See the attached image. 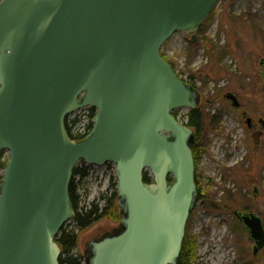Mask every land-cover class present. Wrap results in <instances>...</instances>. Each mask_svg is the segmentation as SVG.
Returning <instances> with one entry per match:
<instances>
[{
	"label": "water",
	"instance_id": "95a60500",
	"mask_svg": "<svg viewBox=\"0 0 264 264\" xmlns=\"http://www.w3.org/2000/svg\"><path fill=\"white\" fill-rule=\"evenodd\" d=\"M217 1H0V154L9 153L0 264H60L56 238L76 214L69 188L81 162L116 165L122 217L90 243L87 264L178 263L198 191L194 130L173 112L199 108L201 97L161 50L177 31L197 39ZM88 105L94 127L76 140L66 118ZM262 133L252 134L256 145ZM241 219L257 256L263 220Z\"/></svg>",
	"mask_w": 264,
	"mask_h": 264
},
{
	"label": "rangeland",
	"instance_id": "374dc122",
	"mask_svg": "<svg viewBox=\"0 0 264 264\" xmlns=\"http://www.w3.org/2000/svg\"><path fill=\"white\" fill-rule=\"evenodd\" d=\"M197 35L191 42V35L178 31L161 50L201 94L204 129L197 144L202 143L207 152L198 166L204 198L187 224V234L196 240L192 264H243L252 260L264 264V250L257 259L252 258L249 234L240 223L234 230L229 211L249 206L264 218V128L258 123L264 119V67L259 64L264 57V0H219ZM228 93L238 95L239 108L225 97ZM187 112L177 111L181 122H186ZM214 114L219 118L216 126ZM247 117L263 130L257 145ZM88 122L82 116L79 124ZM8 158L6 153L3 160ZM83 167L89 174L83 180L76 178L80 206L87 208L95 201L103 207L101 194L112 192L109 186L117 181L116 165L84 163ZM212 204L219 208H210ZM74 224L72 220L66 228ZM119 227L120 221L106 217L81 232L76 255H87L91 241Z\"/></svg>",
	"mask_w": 264,
	"mask_h": 264
},
{
	"label": "trees",
	"instance_id": "16d2710c",
	"mask_svg": "<svg viewBox=\"0 0 264 264\" xmlns=\"http://www.w3.org/2000/svg\"><path fill=\"white\" fill-rule=\"evenodd\" d=\"M192 40V39H191ZM193 42V40L191 41ZM162 57L166 59L172 67L176 70V67L174 63L169 59L167 55H165L163 52H161ZM177 72V70H176ZM181 79L186 80L184 77H182L179 73ZM195 86V85H194ZM176 116V113L174 114ZM192 117V118H191ZM213 122L214 126L219 125L218 121L219 118L217 115H213ZM189 127L194 129L195 132V138H194V144H193V154L194 159L196 163V168L199 165L200 157L202 154L207 152V149L203 148V144H197V142H200V137L203 133L204 129V123H203V113L200 111V108L191 110L188 115L187 123ZM66 128L69 133V135L76 139V140H82L85 136H76L71 132V129L68 125V120H66ZM4 154L0 155V184L3 180V170L5 169L7 161L3 160ZM85 163V162H84ZM84 163H81L76 166L74 169L73 179L70 184L69 188V194L70 198L72 200L74 209L76 211V215L74 218V226L71 228H66L65 226L62 228L60 233L57 236V243L59 244L61 248V256L59 259L60 264H81L83 260H86L87 255H76L75 249L78 246L79 243V236L80 233L89 229L94 224L99 222L100 220L111 217L114 220L120 221L121 215L118 205V190H117V181H112L111 185L109 186V190H112L110 194L102 193L101 198L104 201L103 207L95 201H93L89 207H81L80 206V195L78 193V183L76 182V178L80 177V180L85 179L88 176V168L83 167ZM196 183L198 186V193L199 198L201 196L204 197V192L201 187V177L199 173L196 172ZM144 180L145 182H153L152 177L149 175V172L144 173ZM172 182V179H170V183ZM233 198L232 196H228V199ZM210 208H213L217 210L219 207L216 204H212ZM236 229H238V225L235 226ZM195 239L191 238L188 234H186V238L184 240L183 248L181 255L178 260V264H192L193 258L195 255Z\"/></svg>",
	"mask_w": 264,
	"mask_h": 264
},
{
	"label": "flooded vegetation",
	"instance_id": "af4514ba",
	"mask_svg": "<svg viewBox=\"0 0 264 264\" xmlns=\"http://www.w3.org/2000/svg\"><path fill=\"white\" fill-rule=\"evenodd\" d=\"M263 69H264V68H263ZM261 77L263 78V81H264V71L262 72ZM228 94H229V93H228ZM188 115H189V114H188ZM191 118H192V117H191ZM246 122H247V125H248V129L252 132V134H253L255 131H259V129H257V128L255 127V126H256V123H255V120H254V119H252V121H251L250 123H249L247 120H246ZM258 123H259L260 127L263 129V127H262L261 123L259 122V120H258ZM260 130H261V129H260ZM261 131L263 132V130H261ZM262 134H263V133H262ZM198 196H199V193H198V195H197L195 209L193 210L191 216L194 214L195 210L197 209V205L199 204V201L202 200V199L204 198V197L201 198V196H200V198H199ZM224 206H226V205H223L222 208H223ZM224 208H225V207H224ZM225 209L227 210L228 208L226 207ZM229 211H231V212H232V215H233V219H234V223H233V224H234V230H238V229L235 228V226H237L238 223L242 224V225L245 227V225H244V223H243L241 217H242V215H244V214H248V213H253V214L257 215V216H260V217L262 218V220H263V224H264V218H263V216L259 215V213H256V211L253 210V208H251V207H249V206H245V207L242 208V209H240V208H236V209H233V210L229 209ZM190 218H191V217H190ZM238 226H239V225H238ZM245 229L247 230V232H248V234H249V238L251 239V242H252V255H253V247L255 246V240L252 239V238L250 237L249 230H248L246 227H245ZM114 233H115V232H114ZM111 234H113V233H111ZM107 235H110V233L107 234ZM89 245H90V244H89ZM263 250H264V248H263L262 250L259 251V253L257 254V256H254V255H253L252 258H253V259H257L258 255H259ZM243 264H254V263H253V260H252L251 262H245V263H243Z\"/></svg>",
	"mask_w": 264,
	"mask_h": 264
},
{
	"label": "built area",
	"instance_id": "2783aa9c",
	"mask_svg": "<svg viewBox=\"0 0 264 264\" xmlns=\"http://www.w3.org/2000/svg\"><path fill=\"white\" fill-rule=\"evenodd\" d=\"M89 114H90L89 111H84L82 116H83L84 119H87V121L90 122ZM75 116H76V114H74L72 117L74 118ZM89 122L87 124H89ZM87 124L81 125V124L77 123V124H74L72 126V128L75 129V133L76 134L86 133L87 132V128H86Z\"/></svg>",
	"mask_w": 264,
	"mask_h": 264
},
{
	"label": "bare ground",
	"instance_id": "6f19581e",
	"mask_svg": "<svg viewBox=\"0 0 264 264\" xmlns=\"http://www.w3.org/2000/svg\"><path fill=\"white\" fill-rule=\"evenodd\" d=\"M218 1H219V0H218ZM218 1L216 2V4L218 3ZM216 4H215V6H216ZM215 6H214V7H215ZM213 9H214V8H213ZM205 21H206V20H205ZM205 21H204V22H205ZM204 22H203V23H204ZM200 28H201V27H200ZM200 28H199V29H200ZM177 32H178V31H177ZM175 33H176V32H175ZM175 33H174V34H175ZM174 34H173V35H174ZM169 39H170V38H169ZM169 39H168V40H169ZM191 39L194 40L193 38H191ZM168 40H167V41H168ZM167 41H166V42H167ZM166 42H165V43H166ZM165 43H164V44H165ZM163 46H164V45H163ZM180 123H181V122H180ZM182 124H183V123H182ZM184 125H185V124H184ZM187 126H188V125H187ZM190 128H191V127H190ZM72 132H73V134H75V129H74V128H72ZM193 147H194V146H193ZM193 156H194V154H193ZM145 172H149V171H145ZM145 172H144V173H145ZM149 173H150V172H149ZM72 179H73V178H72ZM170 179H171V178H170ZM169 181H170V180H169ZM196 184H197V183H196ZM197 191H198V186H197ZM197 195H198V193H197ZM194 208H195V207H194ZM192 212H193V211H192ZM191 214H192V213H191ZM190 217H191V216H190ZM189 219H190V218H189ZM185 238H186V236H185Z\"/></svg>",
	"mask_w": 264,
	"mask_h": 264
}]
</instances>
